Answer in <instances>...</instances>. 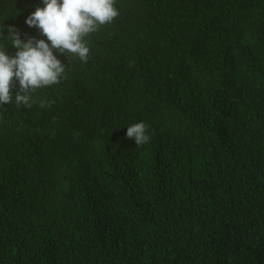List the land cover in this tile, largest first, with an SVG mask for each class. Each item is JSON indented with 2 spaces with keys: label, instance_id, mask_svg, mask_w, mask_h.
Returning <instances> with one entry per match:
<instances>
[{
  "label": "trees",
  "instance_id": "16d2710c",
  "mask_svg": "<svg viewBox=\"0 0 264 264\" xmlns=\"http://www.w3.org/2000/svg\"><path fill=\"white\" fill-rule=\"evenodd\" d=\"M43 6L0 0V27L47 42L25 23ZM214 6L250 24L170 35L183 0H117L86 64L54 50L67 79L30 108L0 106V264H264V0ZM112 94L129 114L79 131ZM137 121L151 134L140 146L126 137Z\"/></svg>",
  "mask_w": 264,
  "mask_h": 264
},
{
  "label": "clouds",
  "instance_id": "9594fccd",
  "mask_svg": "<svg viewBox=\"0 0 264 264\" xmlns=\"http://www.w3.org/2000/svg\"><path fill=\"white\" fill-rule=\"evenodd\" d=\"M216 1L183 0V7L190 10V15L183 18L179 8L175 20L179 17L183 19L177 22L170 35L189 32L208 21H212L209 30L213 35L217 34L212 30L213 26L224 29V24H233L236 20L243 23L244 29L250 24L251 14L246 16L238 12L234 15L228 10L215 8ZM43 5L36 7L26 17L25 23L30 27H37L47 38V42L34 37L21 39L18 29L13 25L6 26V33L0 27V106L14 102L16 106L32 107L37 102L33 93L59 85L67 79L68 66L58 59L54 50L86 64L91 53V36L104 26L111 25L121 14L117 0H43ZM188 64L190 74L187 78L200 79L201 63ZM13 79L19 83V90L15 95L11 91ZM52 103L54 101L39 102L41 108L50 107ZM132 107L121 95L112 94L108 97L106 113L94 121L96 123L88 122L79 126V131H90L96 136L103 135L109 123L125 118ZM144 116L148 119L153 117L146 107ZM11 126L28 133L16 118ZM37 136L31 138L32 145L36 143ZM126 137L140 146L150 141L151 134L146 123L137 121L127 127ZM63 138L66 137L60 134L56 141ZM78 145L90 146L91 141H79ZM6 162L10 163L11 158H7Z\"/></svg>",
  "mask_w": 264,
  "mask_h": 264
},
{
  "label": "bare ground",
  "instance_id": "6f19581e",
  "mask_svg": "<svg viewBox=\"0 0 264 264\" xmlns=\"http://www.w3.org/2000/svg\"><path fill=\"white\" fill-rule=\"evenodd\" d=\"M143 169V168H142ZM144 173V172H143Z\"/></svg>",
  "mask_w": 264,
  "mask_h": 264
}]
</instances>
